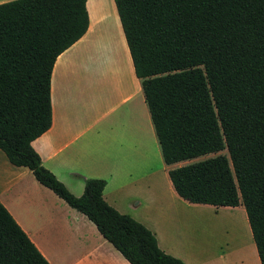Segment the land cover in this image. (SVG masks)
I'll return each mask as SVG.
<instances>
[{"label":"trees","instance_id":"obj_1","mask_svg":"<svg viewBox=\"0 0 264 264\" xmlns=\"http://www.w3.org/2000/svg\"><path fill=\"white\" fill-rule=\"evenodd\" d=\"M86 0L0 3V150L90 220L129 264H184L86 178L73 195L30 142L51 122L55 58L85 32ZM164 164L191 203L243 206L264 264V0H113ZM0 264H49L0 203Z\"/></svg>","mask_w":264,"mask_h":264},{"label":"crops","instance_id":"obj_2","mask_svg":"<svg viewBox=\"0 0 264 264\" xmlns=\"http://www.w3.org/2000/svg\"><path fill=\"white\" fill-rule=\"evenodd\" d=\"M85 8V32L52 65L50 126L30 142L41 164L75 196L84 179H104V201L184 264H230V215L232 234L251 237L243 206L191 203L174 192L167 175L174 164L162 160L114 1L86 0ZM0 203L49 264H129L90 220L1 150ZM245 242L232 264H260Z\"/></svg>","mask_w":264,"mask_h":264},{"label":"rangeland","instance_id":"obj_3","mask_svg":"<svg viewBox=\"0 0 264 264\" xmlns=\"http://www.w3.org/2000/svg\"><path fill=\"white\" fill-rule=\"evenodd\" d=\"M222 153H225V150L219 151L217 153H209V154H206V155H203V156H199V157H196V158H193V159H189V160L180 161L178 163H175L174 166L183 165V164H186V163L194 162V161H197V160L204 159L206 157H210V156H214L216 154H222ZM229 218H230V221L232 222V224H230L231 227H230V230H229V235L231 236V238L229 239V241H227V243H228V246H230V249H231V253L228 254V258L230 260L229 263L232 264L233 261H236L239 258L238 257L239 256L238 254H239V252H242V247L241 246L243 245L244 241H246L245 242L246 243L245 247H247V248H250L249 246H253V248H254V245H253V242H252V239H251L250 236L249 237L246 236L247 238L245 237V239H242V238L238 237V235H239V230L238 229H236L235 230V233L232 234L233 233V230H234L233 229L234 226L232 227V225H233V221H235V218L232 215H230ZM204 229H205L204 232L208 233V230L206 228H204ZM220 230H223V228H221ZM178 232L179 231L177 229H173V233H174V237L176 238V241L177 240H180L181 241V236L178 235ZM222 240H223V243L222 244H224V242H225L224 237L221 239V241ZM232 247H236L234 251L232 250ZM231 254H232V256H231ZM223 259H220L219 261L220 262H223V261L226 260V259H224V260Z\"/></svg>","mask_w":264,"mask_h":264}]
</instances>
